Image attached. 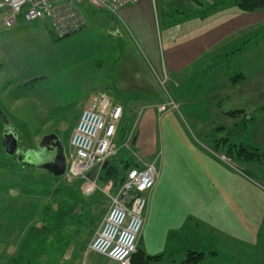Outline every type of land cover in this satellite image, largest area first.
<instances>
[{
    "label": "rangeland",
    "instance_id": "obj_1",
    "mask_svg": "<svg viewBox=\"0 0 264 264\" xmlns=\"http://www.w3.org/2000/svg\"><path fill=\"white\" fill-rule=\"evenodd\" d=\"M215 2L150 0L160 58L172 40L170 28L176 32L173 39L182 35L190 39L220 22L229 14L228 10L237 11L233 7L208 10ZM82 8L88 30L98 41L94 45L90 37L52 40L42 22L26 24L11 32L0 29V106L6 107L11 102L12 108H7L11 128L17 130L20 143L36 151L41 136L52 132L68 151L70 133L85 100L96 92H106L97 91L103 86L102 81L111 84L116 97L132 91L127 95L130 98L140 93L138 88L144 80L147 91L140 95L138 108L147 98L158 97L177 106L156 118V127L161 126L162 130L158 142L150 148L130 144V139L136 136V130L130 128L129 146L123 156L140 166L157 160L163 191L155 208L156 218L153 208L150 212L145 236L152 231L159 234L174 214L177 223L171 231L172 242L176 244L174 254H170L172 260L186 257L191 251L204 255L198 264H264V20L250 34L230 38L222 45V52H213L215 55L211 54L201 67L192 68L189 76L173 80L169 76L165 79L161 67L157 70L137 35L124 27V30L117 28L120 23L115 16L117 24L112 34L109 13L88 6ZM196 13L202 14L201 18L195 17ZM258 15L263 17L264 12ZM47 29L58 38L51 28ZM15 63L16 66L25 63L22 69L32 77L18 79L16 74H22V70L11 73L9 69ZM240 73L244 81L237 85L238 93H224L230 86L229 79ZM22 80L28 81L27 84L13 85L9 97L23 98L28 92L29 96L52 99L57 106L38 113L33 108H20L21 102L10 100L6 104L5 98H9L4 93L6 84ZM43 91L47 95H41ZM131 110L135 122L137 109ZM240 110L245 119L225 114ZM18 122L22 127H18ZM222 139L238 148L258 149V158L248 162L225 156L223 144L216 143ZM216 146L220 152L214 153ZM23 149L18 150L19 156ZM43 163L39 161L35 163L37 167L27 169L15 156L8 157L0 150V233L1 239H7L0 248V264H8L17 255L29 232L37 235L42 231L46 235L41 234L34 241L37 264H108L106 258L89 251L88 245L108 210L109 197L116 194L119 186L110 180L99 181L98 175L94 192L85 195L81 189L83 181L75 186L81 179L61 177L59 182L54 181L39 168ZM213 164L222 174L223 182L211 172ZM126 172L127 169L124 175ZM225 175L233 176L234 181L235 176L240 178L241 195L231 199L232 205L226 208L225 196L230 192L236 195V191ZM68 192L76 193L75 201ZM175 197L182 203L167 214ZM55 218L59 221L54 224ZM152 220L159 225L150 230ZM52 227L54 230H49ZM227 234L235 239H228ZM164 249V254H168L171 246Z\"/></svg>",
    "mask_w": 264,
    "mask_h": 264
},
{
    "label": "built area",
    "instance_id": "obj_2",
    "mask_svg": "<svg viewBox=\"0 0 264 264\" xmlns=\"http://www.w3.org/2000/svg\"><path fill=\"white\" fill-rule=\"evenodd\" d=\"M139 0H0V29L10 30L19 19L25 24L46 21L59 39L85 28L82 7L117 15L118 11L136 5ZM177 106L170 100L156 108L163 114ZM123 117L122 106L106 92L95 93L80 112L69 138L65 178L81 179V189L90 195L104 163L115 157L121 147L116 143ZM129 141L122 145L128 149ZM223 160V158H222ZM157 160L130 168L110 203L101 225L95 231L88 250L110 264H130L141 235L148 196L158 179ZM87 175H90L87 178Z\"/></svg>",
    "mask_w": 264,
    "mask_h": 264
},
{
    "label": "crops",
    "instance_id": "obj_3",
    "mask_svg": "<svg viewBox=\"0 0 264 264\" xmlns=\"http://www.w3.org/2000/svg\"><path fill=\"white\" fill-rule=\"evenodd\" d=\"M164 1H167V0H164ZM216 2H219V0H216ZM221 2H223V1H221ZM232 9H236V8H232ZM261 12H264V10H261L259 12H255L252 14H243V13L238 12V10L233 11V12L228 10L229 14L226 16H223L222 20L220 22H218L214 25H211L204 33H201L198 36H192V38H190V39L183 38V35L181 36V38H178V40L173 39L176 32H174V30L170 28L168 31L173 32L172 33V40H169L168 45H167V49L165 50V52H162L161 58L159 56L157 43L155 42L156 37H155V32H154V23H153V18H152V7L150 5V0H139V2L136 5H130V6H127L123 9L119 10L116 16L109 13L111 15L110 18H111V24H112V25H110L111 27L109 28V33L112 32V34H113V32L115 31L114 29L116 28V24H117V23H115V21L113 19V16H115V18L118 19L119 23H120V24H117V26H118L117 28L120 27L121 30H124V28L128 29L131 32H133L135 35H137L138 41L144 46L145 51L154 60V64L156 65V68H158L157 70H160V67H161V70L164 74L165 79L166 78L168 79V76H169L170 79L175 80L177 78H183V77L189 76L190 75L189 71L194 67H199V66L201 67L204 63H206L208 61L209 58L212 57L211 54L215 55L219 52H222V50H221L222 45L229 42L230 38H234L235 36H238V38H239V37H241L240 35H242V34L243 35L244 34H250L251 32L255 31V27L257 25H260L262 23V21L264 20V16L262 17V16L258 15ZM83 15H84V13H83ZM84 17H86V16H84ZM200 18H201V16H200ZM38 22H42V25L44 26L45 30L47 32L49 31V29H47L48 25H47L46 21H38ZM85 24H86V26L84 29H82L81 31H79V32L75 33L74 35H71L67 38H70V37L73 38L74 37L75 39H78V38H84V37L89 38L90 37V43L92 45H94L93 43L98 42V41H96L95 34H92V35L90 34L91 30H88V23H87L86 18H85ZM21 26L24 27L27 25L24 24V22L19 19L17 24L15 25V27L10 29V30H7V31L11 32L12 30H15ZM48 35L50 36V38L52 40H56L54 38L53 34L50 35L48 33ZM170 36H171V33H170ZM93 47H95V46H93ZM213 52H216V53L214 54ZM160 59L162 60L161 65H160ZM17 62H21V61H17ZM24 64L20 65V66H16V63H15V65L13 67L9 68L11 73L12 72L13 73L19 72L17 69L22 70V71H20L22 74H16L18 79H24V77L27 78L28 76L32 77L30 73H26V70L22 69ZM11 76H14V75H11ZM243 81L244 80H242L240 83H238L236 85L229 83L231 86V89H230V86H228L227 87L228 90H226L224 93H226L227 91H228V93H230L232 95L238 93V91H237L238 86L237 85L240 86L241 84H243ZM27 82L28 81H23V80L20 82H17V83L8 82L5 86V88L7 90H4V93H6L5 96L6 97L11 96V94H9V88H11L13 85H14V87H16V86L19 87V85L21 86V84L26 85ZM102 84H103V86L97 91H101V90L104 91L105 90L106 93L108 95H110V97L114 101L119 103L123 108V116H127L128 118L133 119V114H132L131 109H134V107H135V109H137V113L134 116V118H136L135 122H133L134 127H131V131L134 132L136 130V136H135L136 148L142 147V145H146L147 147L150 148L153 144L155 145L156 141L158 142V133L161 135V130H162L161 126L156 127V124H155L156 118L160 117V115L162 116L164 114V113L163 114L157 113L156 108L160 105H165L166 103L162 102L160 97L156 98V100L153 98H147L146 100H144V103L138 108L136 103H137V101H140L139 98L142 97L140 95L144 94L145 91H147V89L145 88L144 80H142L141 87L138 88V91L140 93H137L136 97H130V98H128L127 95L131 94L132 91H129V92L126 91L127 93L121 92L120 95L118 97H116V95L113 93L114 90L111 87L110 83H108L106 81H102ZM174 85L176 86L178 84L175 83ZM111 91H112V93H111ZM42 94L47 95V92L43 91V92H41V95ZM94 94H92L88 100H85V102H84L85 104L82 106L80 112L88 105L91 97ZM5 100H6V104H7V102H10V100H13L12 103L21 102V105H19L20 108H23V109L26 108L28 110L33 108V109L37 110L38 113H42V112L46 113L49 109L53 110L52 107L57 106L55 101H51L52 99H47V98H44L41 96L39 97L37 95L29 96L28 92L24 93L23 98L9 97L7 99L5 98ZM132 104H133V106H132ZM10 107L12 108L11 102L9 104H7L6 107L3 105L0 106V114H2V116L4 115V119L7 120L8 124H9L8 126L11 128L13 124L10 120L11 116L8 114V112H9L8 109ZM0 117H1V115H0ZM18 127H22V124H20L19 122H18ZM11 129L15 134L17 133L16 132L17 130L15 128L14 129L11 128ZM17 140L19 141L18 135H17ZM20 144L23 146V143H20ZM20 144H18V147ZM0 146H1V143H0ZM26 147L30 149V145L29 146L27 145ZM68 148H69V143H68ZM1 150L3 152L2 146H1ZM68 151H69V149H68ZM68 151H67V149H66V152L64 150L65 156L68 153ZM19 163L26 166L21 161ZM212 167H213V171H211V172L215 174L214 177L218 178L219 180H222L221 182H223L224 180L222 178V174L219 173L216 165L213 164ZM227 168H229V167H227ZM158 170H159V168H158ZM225 176L230 178V179H228V181L230 180L229 185L231 188L233 187L236 191V195H233L232 192H230V194L228 193V195L225 196L226 199L223 203V206L226 208V206H228V204L232 205L231 199H236L237 197L239 198V197H241V195H240L239 190H238V182H239L240 178L235 176V181H234L233 176H231V175H225ZM211 180H213V178H211ZM161 181H162L161 175L159 173L155 187L153 188L152 192L148 196V206H147V211L145 214L144 225H143V229H142L143 231L141 232V235L139 237L137 247L140 248L144 252V254L147 256L148 255L149 256L162 255L163 256L162 259L157 264H161L164 262L166 264H175V263H177V261H180L179 264H184V259H185L184 256H180L179 258H176L175 260H172L170 258V254H174V252H175V246L173 247L174 242H172L173 233H171V231L175 228V224L177 223L175 220L174 214H173L172 218H170V216H169L168 222L164 223L163 227L160 229L159 234H156V232L152 231V232H149L145 236V230H147L146 225H147L148 219L150 218V212L152 214V208H153V217L156 218V212L157 211L155 208H156L157 204H159V201L161 198L160 195L163 191V187H162L163 185H162ZM160 184H161V186H160ZM159 188L161 189V192L159 190L157 191V189H159ZM244 192L246 193V191H244ZM245 193H243L242 197H245ZM189 195L194 198L193 194H189ZM179 197H175L174 200L171 201L172 207L171 206L168 207L167 214L170 213V210L174 211L175 208L178 206L179 202L182 203L180 201ZM253 198H254V195H253ZM158 216H159V214H158ZM180 221H181V219L179 218V222ZM152 223L153 224L151 225L150 230L155 229L159 225L158 222L157 223H156V221L153 222V220H152ZM201 223H204V221L201 220ZM0 225H1V223H0ZM195 236H196V234H195ZM227 236H228V239L232 238L230 236V234H227ZM232 239H235V238H232ZM6 240L7 239H1V233H0V248H1V246H4L7 243ZM174 241H175V239H174ZM229 243L230 242H228L227 244H229ZM169 245L171 246V250H168V254H164V251H166L164 248L166 246H169ZM174 245H176V244H174ZM181 246H182V244L180 245V247ZM166 259H168V260L166 261ZM106 260L108 261V259H106ZM0 261H1V250H0ZM108 264H110V261H108Z\"/></svg>",
    "mask_w": 264,
    "mask_h": 264
},
{
    "label": "trees",
    "instance_id": "obj_4",
    "mask_svg": "<svg viewBox=\"0 0 264 264\" xmlns=\"http://www.w3.org/2000/svg\"><path fill=\"white\" fill-rule=\"evenodd\" d=\"M211 6L208 8V10H217L219 8H236L240 13L243 14H252L255 12H259L261 10H264V0H230V1H223V2H215L213 4H210ZM200 13V12H199ZM197 14L195 17H200L202 14ZM189 17V16H188ZM22 20V19H20ZM25 24V23H24ZM34 24V23H33ZM48 33L50 35H52V32ZM56 39V38H55ZM64 39V38H61ZM61 39H56V40H61ZM242 80H244V77L240 74L233 76L232 78L229 79V83L236 85L238 83H240ZM228 116H231L232 118H235L237 116H243L244 117V112L243 111H232V112H227L225 113ZM0 141H1V134H2V129H3V119H4V115L2 116V114H0ZM132 119L128 118L127 116H123L120 126L117 130V140L116 143L119 147H121V149L119 150V152L117 153V155L113 158H111L108 161L107 166L102 169L99 173V181L102 182H108L113 181L114 185H118V189L120 188V186L122 185V183L125 180V176L126 173L124 175V170L127 169V171L132 168V167H139V165L135 164L134 162H131L129 160H127L126 158L123 159V156H125V154L127 153V149L122 148V145L125 144L130 138H129V132H130V128L132 126ZM130 144H134L135 143V137L130 139ZM222 142V143H221ZM1 143V142H0ZM216 143H220L223 144L225 152V156L232 158L234 160L237 161H255L256 158H258V149H245V148H238V146L234 145V144H229L222 139L220 142L217 141ZM215 143V144H216ZM0 150H1V146H0ZM222 150V149H221ZM2 151V150H1ZM213 152H220V147H215L213 149ZM223 154V155H224ZM116 163H123L122 166H116ZM24 166V165H23ZM27 167V169L31 168L29 166H25ZM52 179L54 181H58L60 180V178H53ZM97 181V180H96ZM80 183L82 184V180H77L75 182V186H80ZM67 187V186H66ZM65 189L63 186L61 187V189ZM59 189V191L61 190ZM71 194V200H76L77 196L76 193H70ZM70 198V197H68ZM74 205H76V202L74 203ZM73 213H75V208L72 210ZM60 214V213H57ZM58 218L54 219V224L58 221ZM57 226V225H56ZM49 230H54V227H52ZM41 231V230H39ZM41 234L46 235V233H43V231L41 232ZM40 233H38L37 235H34L33 233L29 232L25 239L23 240L22 245L19 247L18 252L16 253L17 255H15V257L13 259H11V261L8 264H37L36 262V258H38V255L36 256L35 253V244L34 241L37 239V237L41 236ZM34 239V240H33ZM162 255H156V256H147L144 254V252L137 247L136 253L132 256V261L131 264H157L161 259H162ZM204 259V255L202 253H194L189 251V253L186 255L185 259H184V264H198L199 262H201Z\"/></svg>",
    "mask_w": 264,
    "mask_h": 264
},
{
    "label": "water",
    "instance_id": "obj_5",
    "mask_svg": "<svg viewBox=\"0 0 264 264\" xmlns=\"http://www.w3.org/2000/svg\"><path fill=\"white\" fill-rule=\"evenodd\" d=\"M3 141L1 142L2 147H4V153L8 157H12L15 154H17V135L10 131L9 124L7 120L3 119ZM55 144H53L54 147H56L55 155L51 159V161L47 164L41 165V169H43L45 172L50 174L53 178H61L63 177L65 170H66V158L64 149L61 146V143L59 142L58 137L53 136ZM51 136L47 138H43L42 141L50 139ZM30 157V154L29 156ZM18 162H22L25 165H30V162L28 161H22L21 156L17 158ZM107 166V163H104L102 166V169H104ZM90 175H87V178H89Z\"/></svg>",
    "mask_w": 264,
    "mask_h": 264
},
{
    "label": "flooded vegetation",
    "instance_id": "obj_6",
    "mask_svg": "<svg viewBox=\"0 0 264 264\" xmlns=\"http://www.w3.org/2000/svg\"><path fill=\"white\" fill-rule=\"evenodd\" d=\"M10 131L13 132L11 128H10ZM49 136H51L50 139L42 141L43 138H47ZM53 136H56V134L55 133H47V134L41 136L39 141L36 143V149H35L36 151H31L29 148L22 146L20 144V142L18 141V144H20V145H19V147L17 145V147H18L17 151L20 150L21 147L24 148L23 150H21L22 152L20 151V153H19L21 158H22V161H28L31 163L30 165H26V166H29L31 168H35V167H37V165L35 166V163H37L39 161H43L44 162L43 164H47L51 161V159L55 155V150H56V147L53 146V144H55ZM2 141H3V130H2V134H1V142ZM3 152H4V149H3ZM18 152H17V154L14 155L16 157V159L19 157ZM29 154H30V157H28Z\"/></svg>",
    "mask_w": 264,
    "mask_h": 264
}]
</instances>
